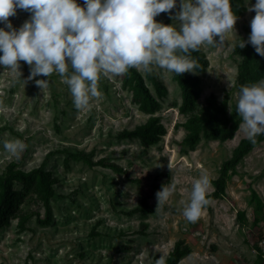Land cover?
<instances>
[{"label": "rangeland", "instance_id": "obj_1", "mask_svg": "<svg viewBox=\"0 0 264 264\" xmlns=\"http://www.w3.org/2000/svg\"><path fill=\"white\" fill-rule=\"evenodd\" d=\"M245 2L236 0L238 9H234L239 16L238 34L229 33L223 42L204 44L191 53L209 61L206 71L199 73L200 109L208 106V97L220 102L228 95V116L236 105L241 56L235 47L246 37L245 26L251 28L256 14ZM179 10L178 3L172 13ZM30 15L18 9L9 19L18 28ZM156 19L173 23L167 11ZM137 70L158 101L155 114L167 129L163 139L151 146L137 138L116 136L150 116L135 101L134 80L128 71L102 74L101 95L78 110L58 73L28 79L27 62L21 61L15 72L0 65V175L11 162L25 171L43 165L55 190L52 217L42 224L37 220V215L42 219L46 215L40 192L35 186L14 182L21 197L9 220L0 224V264H155L160 255L168 257L178 240L190 247L179 264H264L258 252L264 237V142L229 172L224 195L209 198L222 163L247 137L246 132L239 127L234 139L202 137L194 149L184 146L189 115L180 111L182 91L174 73L158 66L150 72ZM41 78L47 79L44 90L36 84ZM14 138L26 144L19 156L3 147L4 139ZM78 152L94 161L115 163L124 172L89 166L73 156ZM202 170L211 177L209 204L193 223L183 216L182 201L190 198ZM172 179L176 191L157 212L156 193ZM149 208L152 212H147ZM30 213L22 229L20 222Z\"/></svg>", "mask_w": 264, "mask_h": 264}, {"label": "clouds", "instance_id": "obj_2", "mask_svg": "<svg viewBox=\"0 0 264 264\" xmlns=\"http://www.w3.org/2000/svg\"><path fill=\"white\" fill-rule=\"evenodd\" d=\"M178 3L180 10L173 14ZM245 3L256 14L248 39L241 38L239 47L251 43L264 56V0ZM18 9L31 15L17 28L9 18ZM166 11L172 16L171 24L156 19ZM238 19L232 0H84L83 4L80 0H0V24L4 25L0 26V65L15 72L21 61L27 62L28 79L58 73L69 87L74 106L83 110L101 95L102 74H124L133 67L150 72L155 66L166 73L196 72L192 51L223 42L229 33L238 34ZM36 84L44 90L47 79H37ZM236 111L242 118L240 127L256 143L264 134V79L240 85ZM3 147L19 156L26 144L20 138L4 139ZM210 185V175L202 170L190 198L182 201L188 221L194 223L202 216L209 204ZM176 188L172 179L157 191V212ZM155 264H166L165 255Z\"/></svg>", "mask_w": 264, "mask_h": 264}, {"label": "trees", "instance_id": "obj_3", "mask_svg": "<svg viewBox=\"0 0 264 264\" xmlns=\"http://www.w3.org/2000/svg\"><path fill=\"white\" fill-rule=\"evenodd\" d=\"M233 11L238 9L236 0H232ZM246 37L251 33V28L245 26ZM235 52L241 56V61L238 64V86L257 82L264 76V56L259 55L251 43L246 47L240 48L239 44L235 47ZM196 65L195 70L198 74L185 72L184 74L174 73V78L182 91V104L180 111L189 115L184 123V128L187 131L182 144L194 149L202 137L206 139H216L227 141L235 138V134L239 130L242 118L236 111V105H233L231 115L228 116V95L222 101L217 102L213 97H208V106L199 108V97L201 92L202 78L199 73H204L209 61L199 54L192 55ZM128 73L131 74L135 86V101L139 104L140 109L149 113L150 116L146 122L137 125L133 129H124L116 135L120 139H139L145 146L158 144L167 134V129L162 123L156 111L159 108V103L146 85L143 75L135 68H130ZM158 87L160 86L154 77H151ZM264 142V134L257 137L256 143H253L248 137L240 140L239 144L233 150L232 156L222 163L220 175L215 180V190L209 195L211 199H219L225 193L226 180L229 172H232L241 163V161L254 148ZM73 156L82 159L89 166L101 165L110 167L115 171L124 172V169L119 165L107 162L104 159L94 161L92 157L85 152H78ZM18 181L28 186H35L40 193L41 200L45 207V218L37 215L38 222L48 223L52 217L51 199L55 196V190L49 174L44 169V166L33 168L29 171L17 168L16 163L11 162L0 175V224L9 220V216L13 212L15 206L19 203L20 193L14 189V182ZM147 212H152V209H146ZM15 216L17 215L14 213ZM32 213L26 215L20 222L21 228H25V223L30 218ZM190 253V247L185 245L184 241L178 240L175 243L173 250L166 258V264H179L181 259Z\"/></svg>", "mask_w": 264, "mask_h": 264}, {"label": "built area", "instance_id": "obj_4", "mask_svg": "<svg viewBox=\"0 0 264 264\" xmlns=\"http://www.w3.org/2000/svg\"><path fill=\"white\" fill-rule=\"evenodd\" d=\"M258 252L264 258V237L261 239L258 245Z\"/></svg>", "mask_w": 264, "mask_h": 264}]
</instances>
